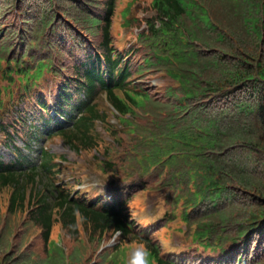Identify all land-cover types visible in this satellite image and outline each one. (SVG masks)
<instances>
[{
    "label": "trees",
    "instance_id": "obj_1",
    "mask_svg": "<svg viewBox=\"0 0 264 264\" xmlns=\"http://www.w3.org/2000/svg\"><path fill=\"white\" fill-rule=\"evenodd\" d=\"M141 1L0 0V264H264V0Z\"/></svg>",
    "mask_w": 264,
    "mask_h": 264
},
{
    "label": "rangeland",
    "instance_id": "obj_2",
    "mask_svg": "<svg viewBox=\"0 0 264 264\" xmlns=\"http://www.w3.org/2000/svg\"><path fill=\"white\" fill-rule=\"evenodd\" d=\"M138 9V8H137ZM137 11V10H136ZM150 14V13H147ZM122 20V19H121ZM120 20V21H121ZM117 26V24H116ZM124 39V38H123ZM26 137L18 138L16 140V144L22 145ZM49 147L51 148L52 151L61 153L66 155L69 159L73 158L74 154L68 150L61 142L58 140H52L49 141ZM0 153L4 155L6 160L12 159L13 156L10 152L9 149H7L5 146L0 145ZM95 175L92 177L93 186L99 187L101 190H105L107 188L106 184L100 183V182H95ZM134 185L140 186L139 181H133ZM130 184V183H128ZM158 195L157 194H152L150 192H147L145 189L143 190V193L140 195L136 196L135 199V205H134V216L137 220H140L143 223H146L151 220H158L159 217L162 216V210H161V204L158 203ZM171 224V229L170 231V239L169 240H164V244L169 243L170 245H175L177 248L176 244H178V241H180V231L178 230V227H181L182 224L178 219H175L170 222ZM58 232L55 231V236L54 238L58 239ZM109 244H112L109 243ZM132 247V246H131ZM131 248L128 250L130 251Z\"/></svg>",
    "mask_w": 264,
    "mask_h": 264
},
{
    "label": "clouds",
    "instance_id": "obj_3",
    "mask_svg": "<svg viewBox=\"0 0 264 264\" xmlns=\"http://www.w3.org/2000/svg\"><path fill=\"white\" fill-rule=\"evenodd\" d=\"M126 264H151V253L149 249L140 242L131 247Z\"/></svg>",
    "mask_w": 264,
    "mask_h": 264
}]
</instances>
